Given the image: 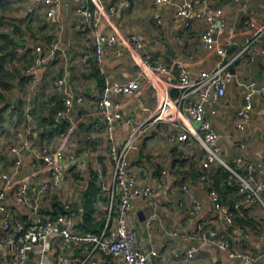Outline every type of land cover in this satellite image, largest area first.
I'll return each mask as SVG.
<instances>
[{
	"label": "crops",
	"instance_id": "1",
	"mask_svg": "<svg viewBox=\"0 0 264 264\" xmlns=\"http://www.w3.org/2000/svg\"><path fill=\"white\" fill-rule=\"evenodd\" d=\"M9 1L13 2L18 9L23 10L25 18H42L45 20V25L52 27L51 35L47 39L34 43H45L57 32L55 20L47 19L42 7L34 12L28 11L33 0H4L2 2ZM107 1L117 6L116 21L119 30L127 34L138 33L145 41V47L140 51L142 56L156 63L167 62L171 73L163 77L165 82L176 84L179 63L188 66L192 76L196 78L201 70L212 68L219 62L220 56L215 51L203 48L200 42L201 35L208 26L205 19L195 20L189 29L175 22L176 4L181 0H175L176 4L158 3L156 0ZM63 2L65 5L63 13L65 28L62 32L63 53L55 61L48 64V60L39 68L40 80L35 83L27 72L36 56L33 43L29 63L25 64L21 59L6 60L2 72L7 75V78L0 81V114L2 115L0 166L11 173L18 170L14 186L8 197L12 201L13 208L19 212L18 216L22 221L29 220V216L25 214L27 212L23 208L16 204L14 191L26 176H31L34 180H43L46 177L47 168L43 160L38 157L43 147L62 146L68 153L73 152L78 156L77 149L85 152L98 151L105 145L101 142L102 137L107 140L104 127L105 114L99 104L105 76L95 72L97 68L94 58L95 36L77 25L76 15L71 32L68 12L70 0H63ZM209 4L223 9L227 29L226 38L228 39L224 40V44L228 48V57L231 58L242 49L246 38L251 33L247 21L254 20L257 23H264V0H210ZM156 11L161 13V25H157L153 17ZM45 29L43 30L46 31ZM156 38L160 40L157 45L154 44ZM18 56L21 57V54ZM67 61L72 64L73 69V77L68 87L84 95L85 103L83 106L73 108L65 116L62 122L67 124L68 129L59 131L57 124L62 122H57L55 119L57 124H53L49 122V119L52 109L57 104L64 105L61 99L62 92L55 86V79L62 75ZM233 68L238 79L256 80L259 86H264V55L261 52H257L253 59L246 54L235 62ZM138 71V65L127 50H123V55L118 58L115 57L113 48L109 47L107 74L111 80L127 81L137 76ZM101 76L104 79L103 84L99 80ZM172 92L177 94L178 88L173 87ZM140 94L142 96L140 102L129 95L115 96V99L124 103L127 116L131 119V123L117 124L116 137L119 142H123L134 127L144 122L149 112L157 105V91L152 87L146 75L141 77ZM244 94V89L236 81L231 82L226 94L217 104V113L211 116L215 128L221 135L223 155L230 166H236L237 157L242 156L255 164V169L252 172L245 171L246 174L258 176L262 169L264 156V92L255 94L252 118L247 128L240 131L236 127L237 110L244 103ZM27 113L33 116V122H29ZM170 130V126L165 123L152 126L146 131L139 141V146L130 153L129 157L131 173L136 176L138 182L155 186L161 192L154 199H138L134 203L133 215L139 221V234L145 249L150 251L152 242H155L158 250L162 252L161 256L151 254L148 264H237L235 261L228 260L226 255L215 246L202 242L194 258L185 256L184 250L191 245V240L186 237V234L191 233L200 224L205 228L213 225L220 226V220L215 216L210 198L211 180L200 164L202 152L196 164H193L190 158L193 153V144L197 143L201 147L200 143L195 140L172 142L169 140ZM18 131L27 133L34 143L33 149L24 154L25 163L20 169H17V157L12 151L13 146L21 144L20 138L16 136ZM240 144H243L244 148L240 147ZM78 159L79 157L67 171L64 188L57 193L47 194L43 197L42 204L45 216L54 218L64 212V205L69 203L76 214V230L84 232L88 230L84 225L86 190L90 187L93 191L90 221L96 224L104 220V227L111 206L113 209L117 206V196L121 188L117 186L114 179L113 161L110 159L112 162L111 175L106 176L97 160L93 162L89 175L84 179L80 193L74 187L70 177L71 170L78 164ZM34 161L37 162V166L33 168L30 163ZM183 183L189 184V190L183 189ZM195 198L200 199L204 204L203 218L193 215ZM104 210H109V214H102ZM153 210L158 213L159 219L151 228H147L144 220L140 219V213L146 216ZM248 239H241L236 244L237 247L249 252L264 247V241L261 240L262 244H259L257 249L248 250L249 248L241 245V242H247ZM68 252L71 257L82 264H125L122 259L102 252H97L89 258V251L80 244H71ZM10 255L11 243L0 223V264H8ZM30 257H33L32 253ZM32 261L33 258L30 259V262ZM260 264H264V260Z\"/></svg>",
	"mask_w": 264,
	"mask_h": 264
},
{
	"label": "built area",
	"instance_id": "2",
	"mask_svg": "<svg viewBox=\"0 0 264 264\" xmlns=\"http://www.w3.org/2000/svg\"><path fill=\"white\" fill-rule=\"evenodd\" d=\"M158 3L176 4L175 0H156ZM210 0H181L177 3L174 17L176 23L189 29L197 19H205L208 26L201 35L203 48L215 51L219 62L212 68L199 72L193 77L190 69L184 63L178 64V80L176 84L165 82L164 76L169 75L170 68L167 62L156 63L146 59L140 53L145 47V41L138 33H122L119 30L116 14L117 6L107 0H71L76 23L80 28L90 31L95 36V62L100 74L105 76L104 87L99 104L105 114V136L109 144L110 159L114 164V179L121 192L118 193V203L113 216V206L105 226L99 230H76V214L69 203L64 205L65 211L54 218L47 217L42 212L43 197L50 192L61 191L66 184L67 171L78 156L68 153L62 146L43 147L38 157L43 160L47 175L43 180H34L26 176L14 191V200L25 210L29 220L22 221L8 197L11 192L17 171L7 172L0 166V223L8 234L11 243V255L8 264H82L69 255L71 244H80L89 251L88 257L97 252L112 254L123 260L125 264H148L151 254L161 256L155 242H152L150 251L145 249L139 234L140 224L133 215L134 203L138 199H154L161 192L152 185L140 184L130 168V153L137 149L139 141L152 126L165 123L171 128L169 140L172 142H189L195 140L200 143L202 155L200 164L203 171L210 170L216 165H226L240 182L239 191L242 198L234 206L223 203L216 189L210 191V198L220 226L213 225L207 228L200 224L186 237L191 245L184 250L187 258H194L200 250V242L215 246L226 255V258L237 264H260L264 260V247L254 252L243 251L237 243L248 238L249 233L233 229L236 217H246V205L258 204L264 207V156L260 175L243 174L241 170L255 169V164L242 156L237 157L236 166L232 167L223 158L221 135L215 128L212 120L217 113V104L226 94L229 84L236 81L244 89V103L238 108L236 127L243 131L252 118L254 96L264 92V86H259L256 80H240L232 71L235 62L246 54L253 59L257 52L264 55V23L249 20L250 35L246 38L242 49L231 58L228 57V48L224 44L226 25L223 9L209 4ZM40 7L49 20H55L57 32L45 43H34L36 56L27 72L33 82L38 83L39 68L50 60L56 52L63 48L62 32L65 28L63 0H33L29 12L37 11ZM157 25L162 24L159 11L154 12ZM160 42L154 39V44ZM113 48L115 57L120 58L123 50H127L139 67L137 76L127 81L111 80L107 74V52ZM64 50V49H63ZM147 76L152 87L157 91L158 102L154 110L149 112L144 122L134 127L128 137L119 142L116 137V126L120 122L131 123L124 103L115 99L116 95L133 96L139 102L141 77ZM73 77L72 64L67 61L61 76L55 79V86L62 92L61 99L64 108L55 116L57 122H62L67 114L77 106L85 103L84 95L68 87ZM164 80V81H163ZM173 87L178 93L173 94ZM211 108V109H210ZM29 122L33 116L27 113ZM17 138L21 144L13 146L12 151L17 157L16 166H24V154L33 149V140L27 133L18 131ZM36 137V134H34ZM240 147L244 148L243 144ZM36 167L37 162H31ZM183 189L189 190V184L183 183ZM204 204L200 199L193 200V215L203 218ZM158 213L153 210L146 214L144 223L151 228ZM31 253L33 257H30ZM33 261L30 262V259ZM219 264V263H215Z\"/></svg>",
	"mask_w": 264,
	"mask_h": 264
},
{
	"label": "rangeland",
	"instance_id": "3",
	"mask_svg": "<svg viewBox=\"0 0 264 264\" xmlns=\"http://www.w3.org/2000/svg\"><path fill=\"white\" fill-rule=\"evenodd\" d=\"M44 28H46L47 33L43 30ZM51 30L52 27L45 25V20L42 18H25L23 10L18 9L13 2H2L0 4V54L5 55L7 53L8 57H6V60L21 59L25 64L29 63L33 50L31 45L34 42L47 39L51 35ZM19 54H21V57L18 56ZM2 74L4 75L3 77ZM5 78H7V75L0 72V81ZM101 142H104L105 145L98 151L85 152L83 150H76L79 157L78 164L71 170L70 177L74 187L80 193L82 192L84 179L89 175L93 162L98 160L105 172L104 174L106 176L108 174L111 175L112 162L109 158V144L103 137ZM192 148L193 153H191L192 157L190 158L193 164H196L199 161L202 149L197 143H194ZM223 158L225 159L224 155ZM218 167L230 170L226 165H216L213 168ZM211 174L212 171L206 172L207 176ZM233 176L230 174L228 177V181L233 180L234 182L232 186L233 190L227 191V196L225 195L224 198L229 204L230 200H233L236 196H242L239 189H237L239 180H234L237 176L234 174ZM245 207L246 217L242 221L237 217V223L233 226V229L239 228L242 231L248 232L250 235L249 239L247 242H241V245L249 248L248 250H255L259 247V244H262L260 243L261 240L264 241V207L258 204L252 206L246 205ZM114 211L115 209H113V216L115 214ZM101 213L109 214V210H104ZM85 228L87 229V227Z\"/></svg>",
	"mask_w": 264,
	"mask_h": 264
},
{
	"label": "trees",
	"instance_id": "4",
	"mask_svg": "<svg viewBox=\"0 0 264 264\" xmlns=\"http://www.w3.org/2000/svg\"><path fill=\"white\" fill-rule=\"evenodd\" d=\"M4 1V0H0V4L1 2ZM6 35V34H5ZM1 55V54H0ZM6 57H8V54L5 53V55H1L0 56V72L3 71L4 67H5V64H6ZM95 72L100 75V72L99 70L96 68ZM102 75V74H101ZM2 77H3V74H2ZM99 80L101 82V84L104 83V79L103 77H99ZM64 108V105H62V103H59L57 104L53 109H52V113H51V118L49 119V122L50 123H53V124H57L55 122V114L57 112V110L59 109H62ZM2 121V115L0 114V122ZM57 127L59 129V131H66L68 129V126L66 123H59L57 124ZM233 166V165H232ZM206 172H211L212 171V174L209 176V179L211 180V188H210V191L214 188L216 189V191L219 193L223 203H225L226 205L228 206H234L235 202L237 200H239V198L241 199L242 196H236L235 198H233V200H230V204L227 203L224 198H225V195L227 196V191L229 190H233V180L231 181H228V177L230 176H233V173L228 170V169H225V168H221V167H218V168H211L210 170H205ZM204 171V172H205ZM247 170H241V172L243 174H246ZM94 172H92L93 174ZM234 177V176H233ZM234 180H237V177L234 179ZM237 183V182H236ZM237 189H239V186H240V182H238V185H237ZM92 197H93V191L90 190V187L86 190L85 192V199H84V205H85V226L87 227L88 230H94V231H99L101 230V227H103L104 225V220L102 222H99V223H96V224H92L90 219H91V212H92V209H93V206H92ZM42 212L44 213L45 210L42 209ZM59 212V210H58ZM52 214H55L54 212H52ZM216 216V215H215ZM238 218H240V220L242 221V217H239L237 216ZM237 217L235 218L237 220ZM237 222V221H236ZM209 227V226H207Z\"/></svg>",
	"mask_w": 264,
	"mask_h": 264
},
{
	"label": "water",
	"instance_id": "5",
	"mask_svg": "<svg viewBox=\"0 0 264 264\" xmlns=\"http://www.w3.org/2000/svg\"><path fill=\"white\" fill-rule=\"evenodd\" d=\"M71 4H72V3H71V0H70V5H69L68 12H69V14H70L69 26H70V30H71V32H72V30H73L72 23H73V20H74L75 14H74V11L72 10ZM63 49H64V48L59 49V50L56 52V54H55V55L49 60L48 64L51 63V62H53V61H55V60L57 59V57H58L60 54L63 53ZM232 71L234 72V68H232ZM144 218H145V216H144V214L141 212V213H140V219H141V220H144Z\"/></svg>",
	"mask_w": 264,
	"mask_h": 264
}]
</instances>
